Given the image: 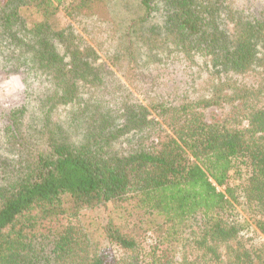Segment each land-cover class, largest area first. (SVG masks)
<instances>
[{"label":"trees","instance_id":"obj_1","mask_svg":"<svg viewBox=\"0 0 264 264\" xmlns=\"http://www.w3.org/2000/svg\"><path fill=\"white\" fill-rule=\"evenodd\" d=\"M65 1L0 0V264H264V0Z\"/></svg>","mask_w":264,"mask_h":264},{"label":"rangeland","instance_id":"obj_2","mask_svg":"<svg viewBox=\"0 0 264 264\" xmlns=\"http://www.w3.org/2000/svg\"><path fill=\"white\" fill-rule=\"evenodd\" d=\"M135 0H112L110 3V10L119 13L122 10H126L129 13H135L136 10L133 7V3ZM80 0H66L65 3L59 7L58 9V20L60 24L68 23L71 18L70 9L78 5ZM234 7H240L243 2L246 0H232ZM122 3V8L118 6V4ZM100 7V6H99ZM87 8H82V12L85 13ZM92 9V10H91ZM89 11H95L99 16H105V11L102 8L94 9L90 8ZM68 17V18H67ZM74 27L79 31V33L84 38L85 42L92 45L100 54L101 60H106V54L115 47L113 41L107 40L106 38V24L99 23L93 20H89L88 18L84 21L83 24L75 23L72 21ZM109 33V32H108ZM31 87H38L36 80H30ZM138 89V88H137ZM132 89V90H137ZM24 91V85L20 75L5 77L0 74V113L2 111H6L13 106L19 104L22 100ZM9 155L7 152H0V156ZM244 169L236 170L232 176V184L235 185L239 182L240 177L243 175ZM242 200H239L238 204L234 205V208L231 211L233 217L242 224V232L241 238L246 246H250L255 249H263L264 248V233H262L258 226V216L254 214V212L248 208L245 204L241 203ZM94 217L101 222L102 221V210L93 212Z\"/></svg>","mask_w":264,"mask_h":264}]
</instances>
